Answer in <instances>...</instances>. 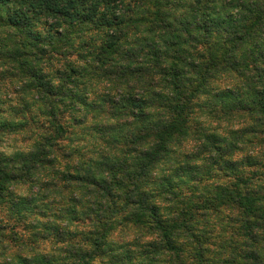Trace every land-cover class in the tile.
Here are the masks:
<instances>
[{
	"label": "clouds",
	"instance_id": "9594fccd",
	"mask_svg": "<svg viewBox=\"0 0 264 264\" xmlns=\"http://www.w3.org/2000/svg\"><path fill=\"white\" fill-rule=\"evenodd\" d=\"M0 264H264V0H0Z\"/></svg>",
	"mask_w": 264,
	"mask_h": 264
}]
</instances>
